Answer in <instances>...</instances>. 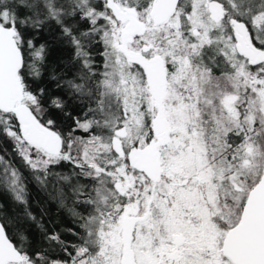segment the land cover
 Segmentation results:
<instances>
[{
  "label": "trees",
  "instance_id": "16d2710c",
  "mask_svg": "<svg viewBox=\"0 0 264 264\" xmlns=\"http://www.w3.org/2000/svg\"><path fill=\"white\" fill-rule=\"evenodd\" d=\"M77 3L58 1L54 17L32 18L24 16L17 0H0V25L11 31L24 57L19 80L29 97L25 104L31 118L60 142L53 153L27 144L15 111H0V223L21 253L20 264H92L100 252L95 224H117L129 206L113 185L122 165L113 139L128 131L123 100L117 103L110 94L120 83L109 85L99 77L103 37L96 32L92 11L79 13ZM224 6L228 22H258L264 30V0H229ZM87 53L85 71L80 58ZM141 116L145 139L146 116ZM113 119L118 121L115 129ZM208 120L228 124L244 139L242 145L223 147L211 161L227 189L223 197L225 192L233 197L223 199V215L216 220L227 233L241 223L243 206L264 174V104L251 96L243 114L218 112ZM129 148L124 147L126 152ZM133 171L127 164L128 174ZM5 175L16 181L20 194L4 184ZM136 183L143 211L145 177L138 175Z\"/></svg>",
  "mask_w": 264,
  "mask_h": 264
},
{
  "label": "flooded vegetation",
  "instance_id": "af4514ba",
  "mask_svg": "<svg viewBox=\"0 0 264 264\" xmlns=\"http://www.w3.org/2000/svg\"><path fill=\"white\" fill-rule=\"evenodd\" d=\"M87 1L94 3L90 5L85 3ZM157 1L77 0L79 13L92 11L97 18L95 29L103 37L101 44L104 48L99 55L103 65L101 71L99 69V77L109 85L112 82L121 85L129 82V91L123 89L121 94L117 93L120 91L110 93L113 99H119L117 103H121L122 98L127 99L122 101H127L124 103L128 115L126 124L133 123L134 113L146 116V149L132 145L126 152L120 140L126 133L117 132L120 137L114 139L113 143L118 140L122 145L124 156H116L122 164H126L124 168L130 164L129 152L137 147L140 151L138 161L145 152L150 160V169L133 171L134 190L130 192L125 190L124 185L123 194L116 189L115 184L122 183L121 178H117L113 185L118 195L128 202L127 209L130 207L136 209L137 214L140 212L141 216L133 222L132 240L135 243L142 239L149 245L146 264H154L150 260L154 251L171 247L172 244L166 240L171 231L168 226L170 219H176L172 232L177 227L182 234V237H178L180 245L172 252L178 261L186 264L187 261L193 264H218L219 255L220 264H235L223 252L225 240L234 228L226 233L219 227L225 233L219 249L217 242L210 246L215 247L211 249L190 245V238L193 237L194 241L198 237L200 225L198 219L191 216L203 215L202 212L206 210L210 215L209 221L216 222L217 216L223 215V199L232 201L233 197L228 192L223 197L222 191L227 189L218 187L216 177L219 172L211 161L216 159L220 149L242 145L244 139H239V134H233L234 129L228 124L212 123L208 117L218 112L243 114L248 109L251 96L261 98L264 104V42L261 41L264 30L261 28L256 34L254 27L242 19L228 22L224 3L229 0L207 1L211 8L209 28H200L191 33L189 16L193 14L197 0H179L178 8L169 20L156 25L153 10ZM173 22L175 27L170 26ZM236 23H245L249 28L246 41L254 59L239 52L241 42ZM110 38L115 40L114 48L108 42ZM88 58V53L80 58L84 60L85 71L89 69ZM256 79L259 81L258 90L254 89ZM42 147L45 148L44 145ZM188 154L199 170H206L204 173L211 175L206 188L191 185L192 180L185 179L184 174L192 172L172 163L174 160L178 163L190 162ZM138 175L144 176L146 183L143 211L138 202V191L142 189L135 186ZM181 180H185L184 186H178ZM176 205H180L178 213L174 211ZM139 225L146 226L138 228ZM104 239L96 237L99 248L103 246ZM166 258L163 253L158 264H163ZM135 262L138 264L137 259Z\"/></svg>",
  "mask_w": 264,
  "mask_h": 264
},
{
  "label": "rangeland",
  "instance_id": "374dc122",
  "mask_svg": "<svg viewBox=\"0 0 264 264\" xmlns=\"http://www.w3.org/2000/svg\"><path fill=\"white\" fill-rule=\"evenodd\" d=\"M17 1L21 5V7H23L24 16L31 15L32 18L34 17L36 18L41 15H45V16L47 15L49 17L51 16L54 17L58 13L56 11V4L58 3V1H62V3L66 4L68 0H17ZM207 1L208 0H197L196 1L193 14L189 16V21L192 27L191 33L200 28H209L210 21L208 18H210L209 13H211V8ZM28 21L30 22L29 17H25V21H24L25 25L29 24ZM0 26L3 27L2 25ZM170 26L175 27V22L171 23ZM253 27H254L256 34H258L259 30H261V23L258 24V22L257 23L255 22V24L253 23ZM108 42L109 43L111 42L110 44L114 48L115 40L113 38H110ZM17 80H18L19 93L17 95L16 100L13 101V104H12L13 110L15 111L16 114L18 113V110L22 106H27L25 104V101L29 98L28 95L23 90L21 81L19 79ZM126 82L127 84L123 83V85H121L120 83L119 89L115 90L116 92L120 91V92H117L118 94H121L122 92H124L123 89H126L127 91H129L130 89L129 82L128 81ZM122 100H127V99L123 98ZM124 103L126 104L127 101ZM133 115H134L133 123L131 125L127 124L126 127L128 131L126 132V136H124L123 139H120L121 143L124 148V147H130L132 145L134 146L135 142H138L140 149H146V143H145L142 127H141L143 117L136 113H134ZM116 122L118 123L117 119L112 120V128L114 129L116 128V126H118ZM31 123L37 126L45 134L46 138L56 139L58 142V146H60L59 138L55 134L42 128L32 118H31ZM21 127L23 129L24 124H22ZM119 137H120L119 135H115L114 139H118ZM41 148L45 149L42 146ZM174 148L178 149L177 147H174ZM50 153H53V152H50ZM188 157H189L190 162L186 161V162L178 163L174 160L172 161V163L176 164L175 165L176 167L181 166L179 168H185L187 171L192 172L189 175H187V173L184 174L185 179L192 180L191 185L196 184V186H204L206 188L207 186H209V178L211 177V175L204 173L206 170H203V169L199 170V168H197L196 166L197 163L193 162L189 154H188ZM118 164H120V162H118ZM124 165L122 164L119 167L116 176L117 178H121L122 183L125 186V190L127 192H130V190L131 191L134 190L133 188L134 179L132 175L128 174L127 168H124ZM134 168L137 170H144V171H147L150 169V160L148 159V156L145 152L144 154L140 156L139 161L134 166ZM173 171L176 172L174 169ZM177 172H180V169H177ZM181 176H183V172H181ZM216 179H217L218 187H220L221 186L220 176L217 175ZM106 180L108 181V179H105L103 184L107 182ZM184 182L185 180L179 181L178 186H184L185 185ZM4 184L17 194H20L22 192L21 188H19L16 181L13 179H10L7 175L4 176ZM236 184L237 183H233V185H236ZM214 203L212 205V209H214ZM184 206L185 205H183V207ZM179 207L180 205H176V208H174L175 213H178ZM137 213L138 211H136V209L129 207L124 217L117 224H111V225L105 226V224H102L100 221L95 224V228H94L95 233L96 234L98 233V237L99 236L104 237L105 239H104L103 246L100 248L99 254L97 255V257H95L92 260V264H136L135 259H137L138 264H146L145 263L146 254H147V251H149V248H150L149 245H147L146 242L142 239H138V241H136L135 243H133V240H132L133 222L135 221L136 218L138 219L141 216L140 212L139 214ZM202 213L203 215L199 214L198 216L191 214L193 215L191 216L192 219H198L197 222L200 224L198 227L199 229L201 228V231L198 229L199 231L197 233L198 237L194 241H193L194 239L193 237L190 238L189 240V242L191 243L190 245H195V246L198 245V246H201L202 248L207 247L208 249H211L215 247H210V246H214L215 243L217 242L218 249H219V245L224 239L223 237L225 233L220 231V228L216 224V222L209 221L210 215L208 212L206 213V210H205V213L204 211ZM171 220L172 219H170L169 224H168L169 231L170 230L171 231H170L169 237H167L166 240H168L172 245L170 248L168 247L164 249L161 248V249L154 251V254L152 255L153 259H150L154 264H158V260H160V256L163 253H165L167 257L166 259H164L163 264H181L182 263V261H178L177 257L172 256V252L175 250V247L180 245L178 237L180 236L182 237V234H181V230L180 229L178 230L177 227L172 232V227H174L173 223H175L176 219H173V221ZM142 226L145 227L146 225H139L138 228ZM193 227L195 228V226ZM182 228L183 227H181V229ZM187 242L188 241H186V243ZM168 253H170V255H168ZM220 260L221 259L218 255V259H217L218 264H220ZM182 264H186V262ZM187 264H193V262L189 263L187 261Z\"/></svg>",
  "mask_w": 264,
  "mask_h": 264
},
{
  "label": "water",
  "instance_id": "95a60500",
  "mask_svg": "<svg viewBox=\"0 0 264 264\" xmlns=\"http://www.w3.org/2000/svg\"><path fill=\"white\" fill-rule=\"evenodd\" d=\"M179 0H158L154 10V23L162 25L176 12ZM236 30L240 35L239 52L251 59L254 54L246 39L249 28L245 23H236ZM24 57L19 50L11 31L0 26V111L11 113L13 101L16 100L18 90V72L22 67ZM17 118L24 124L22 129L23 140L33 146H45L47 152H54L58 142L54 138H45V134L31 123L29 107L22 106ZM117 156H124L122 145L118 140L113 143ZM140 151L137 147L129 152L131 166L138 162ZM115 187L121 194L124 193L123 184L118 182ZM223 252L235 264H264V174L258 185L250 192L241 223L231 230L225 240ZM21 253L9 239L0 223V264H20Z\"/></svg>",
  "mask_w": 264,
  "mask_h": 264
}]
</instances>
